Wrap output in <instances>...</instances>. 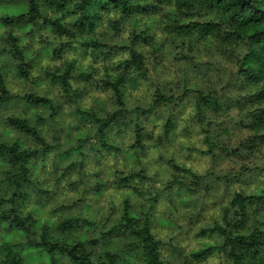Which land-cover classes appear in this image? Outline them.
<instances>
[{"label":"clouds","instance_id":"clouds-1","mask_svg":"<svg viewBox=\"0 0 264 264\" xmlns=\"http://www.w3.org/2000/svg\"><path fill=\"white\" fill-rule=\"evenodd\" d=\"M0 264H264V0H0Z\"/></svg>","mask_w":264,"mask_h":264}]
</instances>
